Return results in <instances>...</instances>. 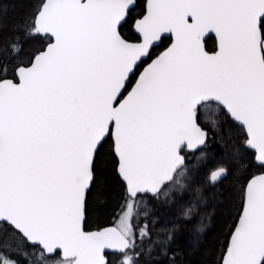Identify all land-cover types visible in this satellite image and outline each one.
Segmentation results:
<instances>
[{
	"label": "snow or ice",
	"instance_id": "obj_1",
	"mask_svg": "<svg viewBox=\"0 0 264 264\" xmlns=\"http://www.w3.org/2000/svg\"><path fill=\"white\" fill-rule=\"evenodd\" d=\"M0 264H264V0H0Z\"/></svg>",
	"mask_w": 264,
	"mask_h": 264
},
{
	"label": "trees",
	"instance_id": "obj_2",
	"mask_svg": "<svg viewBox=\"0 0 264 264\" xmlns=\"http://www.w3.org/2000/svg\"><path fill=\"white\" fill-rule=\"evenodd\" d=\"M13 8H15L16 11H19L20 9L23 8V4L21 3V4H18V5H13ZM13 8H10V10H9V14L10 15L13 14Z\"/></svg>",
	"mask_w": 264,
	"mask_h": 264
}]
</instances>
